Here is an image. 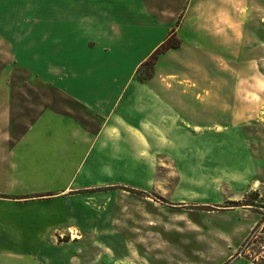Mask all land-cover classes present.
Segmentation results:
<instances>
[{"label": "crops", "instance_id": "0c3cea01", "mask_svg": "<svg viewBox=\"0 0 264 264\" xmlns=\"http://www.w3.org/2000/svg\"><path fill=\"white\" fill-rule=\"evenodd\" d=\"M250 4L0 0V264H123L116 221L89 213L96 191L150 187L154 168L141 154L154 156L172 121L196 126L217 111L159 77L169 63L215 56L218 38L233 45ZM170 37L178 48L138 82V69ZM44 91L65 107H44ZM124 174L133 183L123 184Z\"/></svg>", "mask_w": 264, "mask_h": 264}, {"label": "rangeland", "instance_id": "374dc122", "mask_svg": "<svg viewBox=\"0 0 264 264\" xmlns=\"http://www.w3.org/2000/svg\"><path fill=\"white\" fill-rule=\"evenodd\" d=\"M251 2L233 45L218 38L215 56L169 63L159 77L217 111L204 112L196 126L172 121L154 156L141 154L137 160L154 168L150 187L96 191L89 213L116 221L123 264H264V0ZM153 68L137 77L146 82ZM47 92L44 107L61 111L65 104H52ZM121 177L123 184L135 179Z\"/></svg>", "mask_w": 264, "mask_h": 264}, {"label": "trees", "instance_id": "16d2710c", "mask_svg": "<svg viewBox=\"0 0 264 264\" xmlns=\"http://www.w3.org/2000/svg\"><path fill=\"white\" fill-rule=\"evenodd\" d=\"M179 46V42L176 41L175 39H173L172 37H170L169 39H167L163 44H161L154 52L153 54L148 58V60L146 62H144L141 67L138 69V71L136 72V80L140 83H143L145 82V80H140L137 76H138V73H140V71L142 69H145L146 67H149V68H153L156 60H157V57L159 55H161L162 53H164L165 51L167 50H170V49H177ZM148 80V79H147ZM123 189H126V188H123Z\"/></svg>", "mask_w": 264, "mask_h": 264}]
</instances>
